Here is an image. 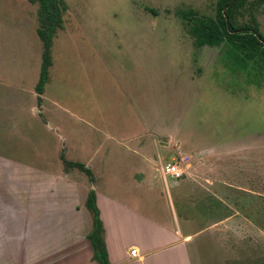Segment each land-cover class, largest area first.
<instances>
[{"label":"rangeland","instance_id":"rangeland-1","mask_svg":"<svg viewBox=\"0 0 264 264\" xmlns=\"http://www.w3.org/2000/svg\"><path fill=\"white\" fill-rule=\"evenodd\" d=\"M65 1L37 94V5L0 0V155L32 168L0 157V186L58 187L64 218L82 224L91 187L152 217L171 220V204L201 231L193 264H264V72L234 65L226 44L196 47L177 15H213L216 0ZM256 19L264 36V7ZM167 162L183 174L173 188Z\"/></svg>","mask_w":264,"mask_h":264},{"label":"crops","instance_id":"crops-1","mask_svg":"<svg viewBox=\"0 0 264 264\" xmlns=\"http://www.w3.org/2000/svg\"><path fill=\"white\" fill-rule=\"evenodd\" d=\"M126 143L124 148L131 155L143 159ZM0 157L27 168L24 176L32 170L22 160L4 155ZM146 161L153 163L149 159ZM135 171L131 179L139 180L137 185L149 186V181L145 182V172L137 168ZM162 177L167 180L172 177L169 180L170 188L179 183L170 174ZM27 178L22 183L23 187L0 186V264H98L93 259V248L88 239L92 220L85 206L81 215L86 227L90 225L88 231L82 228L85 224L80 221L64 218V190L59 192L58 187L27 186ZM92 189L104 228L110 264H193L189 246L193 237L201 231L184 228L181 222L189 218L173 211L171 204V220L168 217H152L144 209H135L102 191ZM53 197L56 205L48 207L47 202ZM68 226L74 229L65 234V227ZM211 226L214 229L219 227L215 222ZM132 248L136 249L139 257H131Z\"/></svg>","mask_w":264,"mask_h":264},{"label":"trees","instance_id":"trees-1","mask_svg":"<svg viewBox=\"0 0 264 264\" xmlns=\"http://www.w3.org/2000/svg\"><path fill=\"white\" fill-rule=\"evenodd\" d=\"M37 5V35L42 52L39 77L35 84L37 94H42L49 79L52 65L51 47L58 30L63 28L67 10L65 0H28ZM264 7V0H216L213 15H205L192 8L179 9L187 33L196 47L227 45V54L232 63L246 67L253 63L264 72V36L261 34L256 13ZM66 166L77 167L92 176L81 162L63 160ZM84 206L89 212L92 227L88 239L93 248V259L98 264H110L104 242V228L96 205L95 192L88 190ZM225 215L223 218L229 217Z\"/></svg>","mask_w":264,"mask_h":264},{"label":"built area","instance_id":"built-area-1","mask_svg":"<svg viewBox=\"0 0 264 264\" xmlns=\"http://www.w3.org/2000/svg\"><path fill=\"white\" fill-rule=\"evenodd\" d=\"M162 173L164 175L170 174L174 177H178L182 171L175 162H167L162 166ZM130 255L131 257H139V254H137L135 248L131 249Z\"/></svg>","mask_w":264,"mask_h":264}]
</instances>
